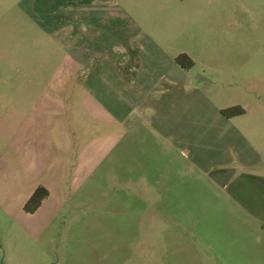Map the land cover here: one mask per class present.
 Wrapping results in <instances>:
<instances>
[{"label":"rangeland","instance_id":"rangeland-1","mask_svg":"<svg viewBox=\"0 0 264 264\" xmlns=\"http://www.w3.org/2000/svg\"><path fill=\"white\" fill-rule=\"evenodd\" d=\"M236 105L264 126V0H0V264H225L176 223L156 236L180 241L147 251L119 174L161 172L184 111L203 113V142L228 139L214 107ZM38 186L51 197L27 214Z\"/></svg>","mask_w":264,"mask_h":264},{"label":"crops","instance_id":"crops-1","mask_svg":"<svg viewBox=\"0 0 264 264\" xmlns=\"http://www.w3.org/2000/svg\"><path fill=\"white\" fill-rule=\"evenodd\" d=\"M83 18L87 14H80L78 19ZM87 65L86 60L73 59L70 67L78 70ZM78 82L82 79L77 77ZM214 108L213 128L224 127L228 139L203 142L200 133L209 126L200 120L203 113L184 111L180 120L164 128L169 145L161 172L159 163L151 158L140 164L143 172L127 174L125 168L119 174L125 185L118 196L127 214L124 219L148 231L146 250L150 253H155L163 241L168 245L172 239H180L179 235L171 240L168 236L157 239V228L167 222L173 224L171 228L175 223L179 225L187 239L208 244L212 254L223 262L264 264V147L253 136L256 131L263 132L264 126L249 124L250 111L243 107L244 113L232 118H226L221 107ZM262 114H258L261 123ZM119 161L120 166L127 164L122 157ZM79 164L77 158L75 165ZM189 182L199 187L191 191L187 189ZM49 193L43 204L51 197ZM210 210L213 220L207 217ZM182 239V244L187 242Z\"/></svg>","mask_w":264,"mask_h":264},{"label":"trees","instance_id":"trees-1","mask_svg":"<svg viewBox=\"0 0 264 264\" xmlns=\"http://www.w3.org/2000/svg\"><path fill=\"white\" fill-rule=\"evenodd\" d=\"M186 60V64L182 63ZM177 63L181 65L183 69H191L194 66V62L188 56H180L177 59ZM244 113L243 108L235 106L222 111V114L226 118H232L240 116ZM50 193L44 186H38L31 197L28 199L24 206V212L27 214H34L43 204V202L49 197Z\"/></svg>","mask_w":264,"mask_h":264}]
</instances>
